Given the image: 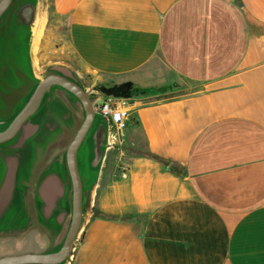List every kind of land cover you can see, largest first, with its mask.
I'll list each match as a JSON object with an SVG mask.
<instances>
[{
	"label": "crops",
	"instance_id": "crops-1",
	"mask_svg": "<svg viewBox=\"0 0 264 264\" xmlns=\"http://www.w3.org/2000/svg\"><path fill=\"white\" fill-rule=\"evenodd\" d=\"M55 3L69 13L64 65L83 83L82 74L139 90L122 149L108 154L85 197L65 264H264V0ZM78 127L73 117L51 142ZM44 150L32 187L54 164L34 176ZM27 205L30 219L0 234L39 226L47 236L28 243L37 251L18 240L0 256L64 239L69 216L49 230L32 191Z\"/></svg>",
	"mask_w": 264,
	"mask_h": 264
},
{
	"label": "water",
	"instance_id": "water-1",
	"mask_svg": "<svg viewBox=\"0 0 264 264\" xmlns=\"http://www.w3.org/2000/svg\"><path fill=\"white\" fill-rule=\"evenodd\" d=\"M42 0H0V232H16L29 220L27 197L35 194L38 217L47 229L69 222L62 242L44 252L0 256V264H65L72 255L84 219L83 165L90 178L100 172L107 153V124L92 95L64 64L34 77L32 37ZM68 94L81 107L82 121L60 160L29 185L41 150L62 131L73 128L72 111L57 96ZM85 162H81V157Z\"/></svg>",
	"mask_w": 264,
	"mask_h": 264
},
{
	"label": "rangeland",
	"instance_id": "rangeland-1",
	"mask_svg": "<svg viewBox=\"0 0 264 264\" xmlns=\"http://www.w3.org/2000/svg\"><path fill=\"white\" fill-rule=\"evenodd\" d=\"M64 10L65 8L57 7L55 0H42L41 14H40V28L42 29V34L38 41L37 49L32 48V59L34 62L35 70L42 75L46 74V70H45L46 67L55 62L66 64L71 61L70 57L72 55L70 53L69 41L67 39L68 38L69 13ZM157 67L160 72L165 73V68L163 65H160V63H157ZM91 77L89 78L87 75L82 74V79L89 91L90 89H93V90H97L102 93H105L101 89V87H111L115 85L113 84V85L107 86L103 82L95 81L94 78L93 77L91 78ZM93 83L95 85L92 87ZM136 95L138 96V93ZM132 98L133 97L126 98L128 104L133 103ZM81 121H82V116L80 115L77 117V126L80 125ZM119 152L120 151L117 150L113 154L118 155ZM111 153L112 152L107 151L106 157L109 155L111 156ZM103 166H104V162H103ZM83 180H84V185H85V197L87 198L89 196L90 187L93 185L94 178H90L85 169H83ZM84 206H85V211H87L90 207L89 200L87 199L85 200ZM39 230H41L42 232L41 236H39L38 234ZM81 230H82V227H81ZM81 230H80V233H81ZM80 233L77 239L79 238ZM46 236L47 234L42 228H40L39 226H34V228L29 230V232L25 233L24 235L0 234V246L3 245V246H8L11 248L12 245L15 244V241L19 240L20 242L25 241V244L27 243L26 244L27 246H24L23 248L30 250V251H37L38 249L37 245H34L33 247L32 245L28 243H37L39 240V237L40 239H42L41 237H46ZM73 251H74V248H73ZM69 258H71V256Z\"/></svg>",
	"mask_w": 264,
	"mask_h": 264
},
{
	"label": "built area",
	"instance_id": "built-area-1",
	"mask_svg": "<svg viewBox=\"0 0 264 264\" xmlns=\"http://www.w3.org/2000/svg\"><path fill=\"white\" fill-rule=\"evenodd\" d=\"M95 109L101 113L107 124V151L121 150L124 145V135L130 118V108L127 99L107 95L90 89Z\"/></svg>",
	"mask_w": 264,
	"mask_h": 264
},
{
	"label": "flooded vegetation",
	"instance_id": "flooded-vegetation-1",
	"mask_svg": "<svg viewBox=\"0 0 264 264\" xmlns=\"http://www.w3.org/2000/svg\"><path fill=\"white\" fill-rule=\"evenodd\" d=\"M57 96L62 99V101L69 107V109L73 113V117L75 119V124L77 123V117L81 115V107L77 103L76 106H73L69 100V96L64 91H57ZM76 128V127H75ZM73 137V133H70L68 129L63 128L62 134L57 137L53 142H51L47 148L43 151V155L41 160L39 161L38 166L35 170V177L45 167H48L52 162H54L57 158H59L66 146L69 144ZM31 198V197H30ZM30 205L32 209V198L30 200Z\"/></svg>",
	"mask_w": 264,
	"mask_h": 264
},
{
	"label": "trees",
	"instance_id": "trees-1",
	"mask_svg": "<svg viewBox=\"0 0 264 264\" xmlns=\"http://www.w3.org/2000/svg\"><path fill=\"white\" fill-rule=\"evenodd\" d=\"M101 89L107 95H114V96L124 97V98L133 97V95L137 94L139 91L135 87L134 83L131 81H127L121 84H115L111 87H101Z\"/></svg>",
	"mask_w": 264,
	"mask_h": 264
},
{
	"label": "bare ground",
	"instance_id": "bare-ground-1",
	"mask_svg": "<svg viewBox=\"0 0 264 264\" xmlns=\"http://www.w3.org/2000/svg\"><path fill=\"white\" fill-rule=\"evenodd\" d=\"M41 34H42V29L40 28V19H39L38 22H37V24H36V26H35V28H34V32H33V37H32V48L33 49H37V47H38V41L40 39ZM32 63H34V62L32 61ZM43 77H44V75L38 73L35 70L34 71V77L33 78H29L27 80H29V82H32V81H35V80H41ZM81 162H85L83 156L81 157Z\"/></svg>",
	"mask_w": 264,
	"mask_h": 264
}]
</instances>
